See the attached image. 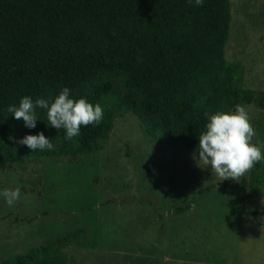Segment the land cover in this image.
Returning a JSON list of instances; mask_svg holds the SVG:
<instances>
[{
    "label": "trees",
    "instance_id": "obj_1",
    "mask_svg": "<svg viewBox=\"0 0 264 264\" xmlns=\"http://www.w3.org/2000/svg\"><path fill=\"white\" fill-rule=\"evenodd\" d=\"M231 22L230 0H0V168L98 153L126 114L151 142L196 152L205 113L237 104L264 109V91L244 87L243 66L225 58ZM63 87L103 108L102 122L81 126L71 141L48 125L46 109H36L35 128L8 112L24 96L54 99ZM40 132L54 150L9 140ZM235 187L258 217L246 182ZM85 235L71 231L1 264H67L64 249Z\"/></svg>",
    "mask_w": 264,
    "mask_h": 264
},
{
    "label": "rangeland",
    "instance_id": "obj_2",
    "mask_svg": "<svg viewBox=\"0 0 264 264\" xmlns=\"http://www.w3.org/2000/svg\"><path fill=\"white\" fill-rule=\"evenodd\" d=\"M230 2L225 58L262 92L264 0ZM244 107L253 143L264 144V109ZM193 153L151 142L126 114L98 153L1 167L0 191L19 188L20 198L10 207L0 196V264L79 229L86 235L64 249L67 264H264V161L221 181ZM243 181L258 217L235 187Z\"/></svg>",
    "mask_w": 264,
    "mask_h": 264
},
{
    "label": "clouds",
    "instance_id": "obj_3",
    "mask_svg": "<svg viewBox=\"0 0 264 264\" xmlns=\"http://www.w3.org/2000/svg\"><path fill=\"white\" fill-rule=\"evenodd\" d=\"M192 2L193 0H188L189 4ZM203 3L204 0H195L196 6H203ZM37 108L47 110L48 125L58 132L64 129L65 139L68 141L80 135L81 126H98L103 119V108L99 103L93 105L85 97L72 98L68 87H63L54 99L38 98L33 101L30 96H24L19 106H9L8 112L13 114L16 120H23L25 127L35 128L38 119ZM205 115L208 116L206 130L199 134V145L193 153V159L197 161L198 166H210L221 181H238L256 163L264 161L261 152L264 144L253 143L256 131L244 106L237 104L234 110ZM9 140L27 146L32 152L54 150L52 140L47 138L44 132L25 135L19 140L10 135ZM0 196H3L11 207L19 200L20 189H4L0 191Z\"/></svg>",
    "mask_w": 264,
    "mask_h": 264
}]
</instances>
